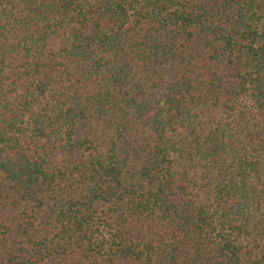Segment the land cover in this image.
<instances>
[{"label": "trees", "instance_id": "trees-1", "mask_svg": "<svg viewBox=\"0 0 264 264\" xmlns=\"http://www.w3.org/2000/svg\"><path fill=\"white\" fill-rule=\"evenodd\" d=\"M0 264H264V0H0Z\"/></svg>", "mask_w": 264, "mask_h": 264}]
</instances>
